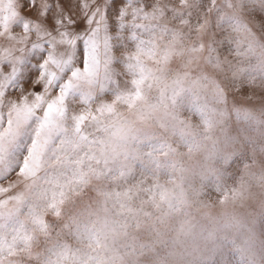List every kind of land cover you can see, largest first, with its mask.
<instances>
[{
    "label": "rangeland",
    "instance_id": "1",
    "mask_svg": "<svg viewBox=\"0 0 264 264\" xmlns=\"http://www.w3.org/2000/svg\"><path fill=\"white\" fill-rule=\"evenodd\" d=\"M203 2L201 17L208 13V31L197 36L176 25L175 35L163 41L160 59L143 62L147 82L135 108L121 103L107 120L110 130L102 139L126 153L118 159L130 166L134 179L123 184L117 179L89 181L68 197L73 204L71 229L37 232L32 247L38 253L24 264H264V30L258 23L259 0ZM96 3L111 16L112 0ZM229 3L244 7L229 15ZM22 11L16 30L24 17L41 9L37 4L31 13L27 7ZM43 11L54 15L56 31L64 27L61 15L81 25L77 29L68 19L66 30L76 41L72 62L82 64L81 38L89 24L81 0H46ZM217 13L224 17L219 25ZM113 24L121 33L126 27L111 16L105 21L107 33ZM213 36L228 50L212 45ZM205 43L216 48L211 62ZM46 55L44 46L30 48L13 87H28ZM125 58L118 67L113 60L114 72L127 71ZM131 78L119 75L109 81L101 74L93 99L99 95L100 102H110L123 90L124 79ZM242 88L248 89L246 96L240 94ZM218 89L226 102L218 99ZM24 152L23 144L9 151L0 181L18 170ZM233 188H240L244 197L235 217L218 229L194 227ZM113 193H121L120 198Z\"/></svg>",
    "mask_w": 264,
    "mask_h": 264
},
{
    "label": "snow or ice",
    "instance_id": "2",
    "mask_svg": "<svg viewBox=\"0 0 264 264\" xmlns=\"http://www.w3.org/2000/svg\"><path fill=\"white\" fill-rule=\"evenodd\" d=\"M45 3L46 0H27V4L25 0H0V41L5 45L0 48V169L13 147H26L18 170L0 181V264H24L34 251L38 253L32 247L37 232L47 233L56 226L71 229L68 221L73 219V204L68 197L89 181L117 179L123 184L134 179L130 166L118 159V155L126 153H121L119 146L109 147L102 139L103 133L110 130L107 120L116 115V106L121 103L135 108L147 82L143 62L147 58L160 59L163 41L175 35L176 25L197 36L208 31V13L201 17L203 0H112L111 16L126 27L121 33L113 24L110 34L105 21L111 16L101 10L96 0H81L89 28L81 38L82 64H76L71 59L76 41L73 33L66 30L72 18L61 15L64 27L56 31L54 15L43 11ZM37 4L40 13L24 17L22 27L16 30V21L24 16L22 9L27 7L31 13ZM237 7L244 5L229 3L225 10L234 15ZM259 8L258 23L264 30V0H259ZM223 19L217 13L218 25ZM72 24L77 29L81 27L75 19ZM211 43L222 51L228 50V45H222V40L214 36ZM129 44L134 47H127ZM40 46L46 48L47 55L38 62V73L28 87H13L29 49ZM203 51L211 62L216 48L205 43ZM122 58L127 71L120 69L118 74L113 71V60L118 67ZM101 74L109 81L119 75L132 78L124 79L123 90L114 99L100 102L99 95L93 99L92 91ZM77 91L81 94L74 96ZM239 92L246 96L248 89ZM260 96L264 101V90ZM217 97L227 100L222 89H218ZM201 116L207 123L203 112ZM113 196L119 199L121 193Z\"/></svg>",
    "mask_w": 264,
    "mask_h": 264
},
{
    "label": "clouds",
    "instance_id": "3",
    "mask_svg": "<svg viewBox=\"0 0 264 264\" xmlns=\"http://www.w3.org/2000/svg\"><path fill=\"white\" fill-rule=\"evenodd\" d=\"M260 196L264 201V188L261 189ZM243 194L240 188H233L232 195L227 193L220 196L216 202L203 215V220L197 222L198 226H208L213 229L224 227L230 220L234 218L237 212V205H243Z\"/></svg>",
    "mask_w": 264,
    "mask_h": 264
}]
</instances>
